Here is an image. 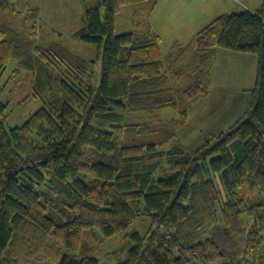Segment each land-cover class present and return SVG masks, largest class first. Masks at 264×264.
I'll use <instances>...</instances> for the list:
<instances>
[{"label": "trees", "instance_id": "1", "mask_svg": "<svg viewBox=\"0 0 264 264\" xmlns=\"http://www.w3.org/2000/svg\"><path fill=\"white\" fill-rule=\"evenodd\" d=\"M159 1L80 0L74 37L96 49L82 52L39 42V7L0 0V80L14 62L0 82V264H264V0L166 53ZM128 4L135 29L119 34ZM220 48L257 54L256 83L243 113L190 150L173 141Z\"/></svg>", "mask_w": 264, "mask_h": 264}, {"label": "rangeland", "instance_id": "2", "mask_svg": "<svg viewBox=\"0 0 264 264\" xmlns=\"http://www.w3.org/2000/svg\"><path fill=\"white\" fill-rule=\"evenodd\" d=\"M88 2L94 4L95 0ZM262 5L263 0H161L152 13L151 21H154L153 27L162 38V50L166 53L176 40L186 43L193 38L199 26L195 23L197 20L201 21L199 28L202 29L224 13L258 10ZM19 7L25 12L34 7L41 9L39 42L58 40L73 50L96 52L95 47L74 37L84 25V6L80 0H20ZM136 18L133 4L123 6L117 14L116 32L121 34L135 29ZM190 24L193 26L190 27ZM258 62L259 57L255 53L220 48L211 91L190 110L187 125L179 129L173 143L176 141L191 150L201 146L211 134L226 130L245 109L249 100L247 90L256 83ZM13 63L0 82L10 75ZM40 104V100L33 99L27 106L20 107L17 117L30 116ZM161 115L164 119H175L179 117V111L165 108ZM11 118V125H20L26 119L18 121L15 115ZM113 240L105 243L110 244ZM117 245L116 240L107 250L115 249Z\"/></svg>", "mask_w": 264, "mask_h": 264}, {"label": "crops", "instance_id": "3", "mask_svg": "<svg viewBox=\"0 0 264 264\" xmlns=\"http://www.w3.org/2000/svg\"><path fill=\"white\" fill-rule=\"evenodd\" d=\"M160 1H161V0H160ZM155 10H156V9H155ZM154 12H155V11H154ZM154 12H153V14H154ZM153 14H152V15H153ZM152 15H151V17H152ZM150 20H151V18H150ZM151 23H152V26H155L154 21H151ZM195 23H198V25H199V26H197V27H198V28H197L198 30H196V31L198 32L199 30H201V28H199L200 25H201V21H200V20H197ZM210 23H211V22H210ZM210 23H209V24H210ZM189 26L192 27L193 24H190ZM153 28H154V27H153ZM155 31H156V30H155ZM176 41H177V40H176ZM161 43H162V42H161ZM183 43H184V42H183ZM168 49H169V48H168ZM218 54H219V53H218ZM217 57H218V55H217ZM217 57H216V59H217Z\"/></svg>", "mask_w": 264, "mask_h": 264}]
</instances>
